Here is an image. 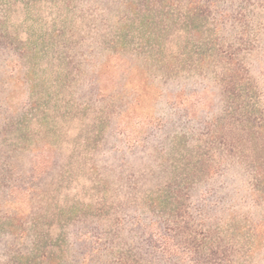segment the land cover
<instances>
[{
	"label": "rangeland",
	"instance_id": "rangeland-1",
	"mask_svg": "<svg viewBox=\"0 0 264 264\" xmlns=\"http://www.w3.org/2000/svg\"><path fill=\"white\" fill-rule=\"evenodd\" d=\"M169 1L0 0V264L145 250L178 188L264 264V0Z\"/></svg>",
	"mask_w": 264,
	"mask_h": 264
},
{
	"label": "trees",
	"instance_id": "trees-1",
	"mask_svg": "<svg viewBox=\"0 0 264 264\" xmlns=\"http://www.w3.org/2000/svg\"><path fill=\"white\" fill-rule=\"evenodd\" d=\"M161 1L165 4L169 2L171 5L169 0ZM137 2L145 5L147 8L156 2L161 3L160 0H137ZM243 2L247 5L239 8L234 13L227 14L231 18V22L239 23L240 26L246 24V22L243 23L246 18V8L252 6V0H243ZM256 2L258 3V0ZM149 4L151 5L149 6ZM191 5L194 7L191 9L197 10V13L206 11L203 9L204 5H195V3ZM243 32L246 31L244 30ZM236 43L242 46L248 45L242 33L238 36ZM231 47L232 45L219 46L221 54L227 55L231 51ZM232 54L234 53H230L229 57H227L230 63L234 61ZM222 144L224 145V143ZM175 192L173 196L168 197V190H165L157 194L153 200H148L152 206H157L156 208L159 209L164 208L169 201L170 203L173 201V219L163 222L166 224L170 223L172 227L158 232L157 235L152 232L149 233V238L147 237L144 240L145 250L141 246H137L133 252L130 250L119 252L114 255L111 261L112 264H253L249 257V253L252 251L250 245L245 244L244 246L248 245L246 247L247 250H242L241 252L240 249L244 248L236 245L231 239L226 237L227 229L223 227L211 228V226H207L208 229H202L203 220H199L194 225L191 215L185 212L186 206L184 205L182 208L177 207L179 205L178 199L181 197L179 188ZM202 203V199L194 203L193 206L197 209V212L201 211ZM139 220L137 219V221ZM177 220H180L179 223H177ZM244 229H247V226L242 228V230ZM248 230L251 232L250 228ZM252 230V238L256 242L260 235L264 234V230L262 227V231H259V226L257 225ZM142 251L143 254H141ZM144 251L146 254H144ZM86 261V259H83L82 264Z\"/></svg>",
	"mask_w": 264,
	"mask_h": 264
}]
</instances>
